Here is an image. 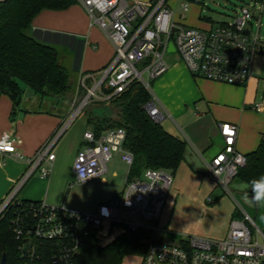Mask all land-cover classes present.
I'll return each mask as SVG.
<instances>
[{"label":"built area","instance_id":"obj_1","mask_svg":"<svg viewBox=\"0 0 264 264\" xmlns=\"http://www.w3.org/2000/svg\"><path fill=\"white\" fill-rule=\"evenodd\" d=\"M75 1L85 9L90 24L108 38L113 55L98 71L81 73L76 95L79 90L84 94L79 103L74 99L70 116L34 155L25 158L17 150V136L7 132L0 135V154L28 164L24 175L0 204L2 211L12 203L11 229L18 240L17 257L6 264H77L76 256L91 231L96 232L98 244L105 246L127 229L141 226L125 219V215L132 213L154 220L161 212L172 183V176L162 169L147 168L143 171L145 179L125 180L123 191L100 203L92 213L72 211L43 200L24 201L17 196L18 189L36 169L41 177L49 175L55 142L84 106L92 101H107L133 81L151 92L150 82L169 67V53H177L193 75L243 85L252 76L255 54L261 49L264 52V38L252 32V14L246 7H241L233 21L200 29L176 21L167 0ZM260 2L261 12L264 0ZM181 8L187 12L188 3L182 2ZM184 18L181 15V20ZM170 43L173 51L168 49ZM144 108L153 121L160 123L164 119L154 97ZM252 108L262 112L264 103H255ZM219 129L223 147L206 161V172L229 191L237 170L245 163V155L235 148L237 124L220 123ZM124 139L125 130L121 127L108 129L99 136L91 129L84 130L72 166L76 181L86 182L105 173L106 163L117 153L129 168L133 154L123 148ZM43 162L48 166H42ZM248 223L253 225V231ZM150 229L152 234L143 240L144 252L127 255L123 259L127 264H264V230L245 211L230 220L222 238L185 236L166 242L156 236V228Z\"/></svg>","mask_w":264,"mask_h":264},{"label":"crops","instance_id":"obj_2","mask_svg":"<svg viewBox=\"0 0 264 264\" xmlns=\"http://www.w3.org/2000/svg\"><path fill=\"white\" fill-rule=\"evenodd\" d=\"M174 16L176 21H181L175 14ZM184 19L185 23L188 22V24L182 22L186 26L200 29L214 26L200 20V17L199 19L193 17L187 21L185 16ZM30 32L37 40L52 44L57 49L58 46L62 48L68 57L66 65L73 71L69 79L75 80L77 84L81 73L98 71L107 65L113 55L110 41L97 26L90 24L85 9L79 3H73L62 10L40 11L32 20ZM62 61L59 56V62L67 69ZM168 64L166 72L152 80L151 92L164 119L168 118L172 125L174 123L172 129H164L186 142L183 164L193 169L190 162L199 156L206 166V161L223 147V139L219 133L220 123L237 124L236 150L246 154L256 148L259 140L264 137V111L257 112L252 106L255 103H264V91L259 97L257 94L259 80L253 74L245 84L233 85L193 75L180 58ZM30 103L34 105L29 106ZM43 104L50 107L42 108ZM52 106V100L42 99L38 94L24 88L20 103L22 111H17L14 119H11V101L8 96L0 94V135L7 132L17 136L20 140L17 150L25 158L31 157L52 136L69 113L66 109L60 114L52 110ZM83 117L82 132L71 146V152L65 153L59 143L67 134L66 129L52 148L54 159L47 179L32 178L34 173H39L36 169L18 189L19 198L43 200L50 205L58 204L67 183L64 175L66 172H72V163L80 148L82 133L86 129H91L84 115ZM177 131L180 132L179 135L176 134ZM115 158L117 155L109 161ZM41 165L48 166L46 162ZM27 168L25 160H15L0 154V203L16 186ZM100 181L106 183L105 178H101ZM246 188L244 184V189Z\"/></svg>","mask_w":264,"mask_h":264},{"label":"trees","instance_id":"obj_3","mask_svg":"<svg viewBox=\"0 0 264 264\" xmlns=\"http://www.w3.org/2000/svg\"><path fill=\"white\" fill-rule=\"evenodd\" d=\"M73 3L76 1H0V94L8 96L11 101V119H14L17 111H22L23 88L20 82L42 99L52 100L55 106L72 100L69 73L59 62L57 47L37 40L28 31L40 11L62 10ZM79 94L82 97L84 91L79 90ZM150 99V92L139 82L133 81L124 91L107 101H92L81 110L96 136L111 128L121 127L125 130L123 148L133 154L126 180L140 178L147 168L165 170L173 177L184 161L185 140L171 134L149 117L144 105ZM244 155L245 163L234 178L250 187L251 180L264 175V137L254 150ZM12 206L10 203L0 212V259L5 253L7 262L17 257L18 246L11 229ZM237 214L240 216V212ZM151 234L150 228L139 226L133 230L127 229L111 243L100 246L96 232L91 231L80 247L76 262L122 264L127 255L144 252L143 240Z\"/></svg>","mask_w":264,"mask_h":264},{"label":"rangeland","instance_id":"obj_4","mask_svg":"<svg viewBox=\"0 0 264 264\" xmlns=\"http://www.w3.org/2000/svg\"><path fill=\"white\" fill-rule=\"evenodd\" d=\"M182 2L188 3L187 12H184L181 8ZM260 3V0L257 3L254 0H167V4L171 7L177 19L181 20V15L186 16L187 21L193 17H196V19L200 17V20L214 26L220 22L233 21L239 15L241 7H246L252 14V32L254 34L258 32L259 36L264 38V4L260 12ZM181 22L185 23V19H182ZM185 24H188V22ZM257 25L259 28H257ZM28 33H31L30 30ZM58 51L61 60H63L62 62L67 67V55L65 56L60 46H58ZM178 58V54L173 52L167 54L166 61L171 63ZM67 70L69 77H71L73 71H70L68 67ZM252 74L259 80L257 94L261 97L264 91V52L255 54L252 62ZM69 82L72 100L67 103L64 102L63 105L52 106V110L60 114L68 109L67 117L72 112L74 99L76 104L81 99L80 94L76 95L77 82L75 80L71 81V79H69ZM20 85L23 89L27 88L32 91L24 83L20 82ZM152 87L153 81L150 82L151 90ZM150 94L152 95V92ZM33 105L34 103L29 104V106ZM43 106L42 108L50 107V105L45 104ZM83 118V114L80 113L66 128L68 129L66 136L64 135L60 139L59 143H61L65 153L71 152V146L82 132L81 122ZM176 122L181 125L179 120L176 119ZM160 124L167 130L172 129L174 126V123L172 125L168 118L162 120ZM179 133L176 134L179 135ZM116 155L117 158L106 163L107 171L90 181L77 182L73 170H71V173L66 172L64 177L67 179V183L56 206L65 205L66 209L72 211L92 213L100 203L105 202L114 194H118L125 184L128 166L120 159L119 153L114 156ZM190 163L193 169L182 163L172 177L171 186L157 219H146L132 213L125 215L124 218L131 219L147 228H156V236L166 242H176L185 236L222 238L227 231L230 220L239 218L237 212L242 211H246L255 225L264 230V204L257 205L250 198L245 197L243 195L244 184L238 178H233L228 191L217 185L205 173V163L199 156ZM34 177L40 178L41 176L36 172L32 178ZM101 178H105L106 183L101 182ZM140 179H145L143 172ZM208 198L211 199V202L207 201ZM248 224L253 231V225ZM122 264L127 263L124 260Z\"/></svg>","mask_w":264,"mask_h":264},{"label":"clouds","instance_id":"obj_5","mask_svg":"<svg viewBox=\"0 0 264 264\" xmlns=\"http://www.w3.org/2000/svg\"><path fill=\"white\" fill-rule=\"evenodd\" d=\"M251 188V200L257 205L264 204V175L249 182Z\"/></svg>","mask_w":264,"mask_h":264},{"label":"water","instance_id":"obj_6","mask_svg":"<svg viewBox=\"0 0 264 264\" xmlns=\"http://www.w3.org/2000/svg\"><path fill=\"white\" fill-rule=\"evenodd\" d=\"M168 49L170 51H173L174 47H173V44L172 43L169 44ZM259 53H263L262 49L259 51ZM251 194L252 193H251V188L250 187H247L246 189H244L243 195L245 197H248V198L251 199ZM0 212H1V209H0ZM0 264H6V255H5V253H2V256H1V259H0Z\"/></svg>","mask_w":264,"mask_h":264}]
</instances>
